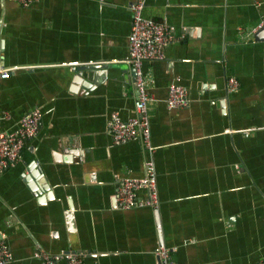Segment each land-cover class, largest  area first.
Wrapping results in <instances>:
<instances>
[{
	"label": "crops",
	"instance_id": "0c3cea01",
	"mask_svg": "<svg viewBox=\"0 0 264 264\" xmlns=\"http://www.w3.org/2000/svg\"><path fill=\"white\" fill-rule=\"evenodd\" d=\"M133 2L0 0V67L14 68L0 77V130L42 114L22 159L0 176L5 264H39L40 249L82 264H157L159 241L178 264L264 256V31H253L264 0L145 1L143 14L178 37L142 66L157 210L114 202L118 180L142 175L149 156L137 137L112 144L106 128L112 111L134 114ZM172 82L186 87L187 107L167 108Z\"/></svg>",
	"mask_w": 264,
	"mask_h": 264
},
{
	"label": "built area",
	"instance_id": "2783aa9c",
	"mask_svg": "<svg viewBox=\"0 0 264 264\" xmlns=\"http://www.w3.org/2000/svg\"><path fill=\"white\" fill-rule=\"evenodd\" d=\"M26 6L37 0H15ZM146 0H134L131 5L132 20L130 24L128 55L125 61L133 68L136 98L134 101L133 116L124 119L117 111H112L106 121V128L111 143L122 144L134 138H139L141 146L149 156L144 162L142 175L122 176L116 185L114 202L119 209L132 207H150L157 210L159 207L157 177L154 168V160L151 154L155 150L150 140V124L147 112L148 101L153 99L145 88V77L142 66L145 61L161 60L164 57V49L168 43L177 39L172 25L147 17L143 14ZM264 29V15H262L253 28V31ZM12 67H0V77L5 78ZM239 87L234 77H228L226 89L228 92L236 91ZM165 103L168 109H179L189 105L188 91L178 82L168 85ZM2 118H9L5 113ZM42 125V114L38 108L25 112L18 119V124L12 130H0V176L10 167H13L22 159V151L27 140L37 136ZM143 191V195L139 196ZM160 234L161 226L156 225ZM39 260V264H82V259L71 251L51 253L40 249L33 253ZM157 264H178L171 257V249L162 241L157 243L154 251ZM12 253L9 246L0 237V264L9 262ZM250 264H264V256Z\"/></svg>",
	"mask_w": 264,
	"mask_h": 264
},
{
	"label": "water",
	"instance_id": "95a60500",
	"mask_svg": "<svg viewBox=\"0 0 264 264\" xmlns=\"http://www.w3.org/2000/svg\"><path fill=\"white\" fill-rule=\"evenodd\" d=\"M259 31H264V29H261V30H259ZM263 33V32H262ZM91 67V66H90ZM85 68V67H84ZM88 68V67H87ZM79 71H80V69L79 68H77V74L79 75L80 73H79Z\"/></svg>",
	"mask_w": 264,
	"mask_h": 264
}]
</instances>
